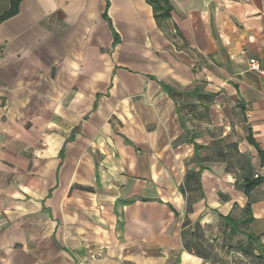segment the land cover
Masks as SVG:
<instances>
[{"label": "crops", "instance_id": "crops-1", "mask_svg": "<svg viewBox=\"0 0 264 264\" xmlns=\"http://www.w3.org/2000/svg\"><path fill=\"white\" fill-rule=\"evenodd\" d=\"M168 2L0 23V264H264V0Z\"/></svg>", "mask_w": 264, "mask_h": 264}, {"label": "trees", "instance_id": "trees-1", "mask_svg": "<svg viewBox=\"0 0 264 264\" xmlns=\"http://www.w3.org/2000/svg\"><path fill=\"white\" fill-rule=\"evenodd\" d=\"M22 0H13L12 1V9L10 10L9 13L4 15L3 17L0 18V23L7 19L8 17H11L17 13L18 10V5ZM149 4L152 5L154 8L155 12V18L158 23V25H162L169 17L170 13L172 11V7L168 0H147ZM197 148V147H196ZM262 183V179L258 178L250 183H248L247 187L245 188V194L247 196L250 195L251 191L259 186ZM248 213H251V207L250 205L247 206L246 208Z\"/></svg>", "mask_w": 264, "mask_h": 264}, {"label": "built area", "instance_id": "built-area-1", "mask_svg": "<svg viewBox=\"0 0 264 264\" xmlns=\"http://www.w3.org/2000/svg\"><path fill=\"white\" fill-rule=\"evenodd\" d=\"M250 69H251L252 71H256V72H258V73H260V74H263V73H264L263 70L261 69L260 64H259L257 61H251V63H250ZM247 116H248V118L251 119L252 114H251V113H248ZM255 178L258 179V178H260V176H259V175H256Z\"/></svg>", "mask_w": 264, "mask_h": 264}]
</instances>
